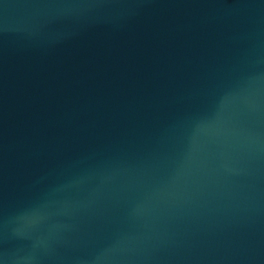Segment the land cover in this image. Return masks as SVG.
Masks as SVG:
<instances>
[{
	"label": "water",
	"instance_id": "obj_1",
	"mask_svg": "<svg viewBox=\"0 0 264 264\" xmlns=\"http://www.w3.org/2000/svg\"><path fill=\"white\" fill-rule=\"evenodd\" d=\"M0 264H264V0H0Z\"/></svg>",
	"mask_w": 264,
	"mask_h": 264
}]
</instances>
